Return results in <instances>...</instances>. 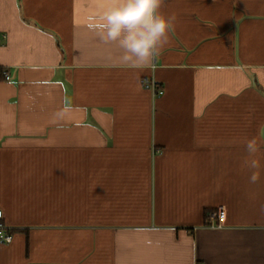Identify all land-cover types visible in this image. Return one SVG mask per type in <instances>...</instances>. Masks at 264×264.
<instances>
[{
    "label": "crops",
    "instance_id": "obj_1",
    "mask_svg": "<svg viewBox=\"0 0 264 264\" xmlns=\"http://www.w3.org/2000/svg\"><path fill=\"white\" fill-rule=\"evenodd\" d=\"M108 3L0 0V264H264V0H164L145 70L88 26Z\"/></svg>",
    "mask_w": 264,
    "mask_h": 264
},
{
    "label": "clouds",
    "instance_id": "obj_2",
    "mask_svg": "<svg viewBox=\"0 0 264 264\" xmlns=\"http://www.w3.org/2000/svg\"><path fill=\"white\" fill-rule=\"evenodd\" d=\"M164 0H109L102 13L88 18V26L96 31L105 43L115 44L120 50L114 66L132 70L154 67L164 47L169 44V34L175 30V14L161 11ZM136 91H140L137 83ZM255 137L246 138L243 147L246 155L241 162L242 170L249 173L248 182L257 184L264 167V152ZM264 214V204L259 207Z\"/></svg>",
    "mask_w": 264,
    "mask_h": 264
},
{
    "label": "built area",
    "instance_id": "obj_3",
    "mask_svg": "<svg viewBox=\"0 0 264 264\" xmlns=\"http://www.w3.org/2000/svg\"><path fill=\"white\" fill-rule=\"evenodd\" d=\"M4 78L6 80L10 79L8 72H3ZM144 86L152 90L154 95L160 96L164 93L163 89L159 88L155 81L144 80ZM226 219V210L224 206L218 207L213 213L209 216L208 225L210 227H220L224 224ZM14 238V233L12 228L5 222L4 212L0 209V244H8L12 242ZM200 264V263H199ZM202 264V263H201Z\"/></svg>",
    "mask_w": 264,
    "mask_h": 264
},
{
    "label": "trees",
    "instance_id": "obj_4",
    "mask_svg": "<svg viewBox=\"0 0 264 264\" xmlns=\"http://www.w3.org/2000/svg\"><path fill=\"white\" fill-rule=\"evenodd\" d=\"M0 73H2V71L0 70ZM3 74V73H2Z\"/></svg>",
    "mask_w": 264,
    "mask_h": 264
}]
</instances>
